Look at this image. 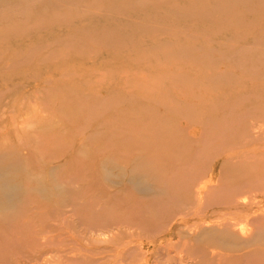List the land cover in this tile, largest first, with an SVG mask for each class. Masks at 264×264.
<instances>
[{"label":"rangeland","instance_id":"374dc122","mask_svg":"<svg viewBox=\"0 0 264 264\" xmlns=\"http://www.w3.org/2000/svg\"><path fill=\"white\" fill-rule=\"evenodd\" d=\"M0 154V264H264V0H0Z\"/></svg>","mask_w":264,"mask_h":264},{"label":"bare ground","instance_id":"6f19581e","mask_svg":"<svg viewBox=\"0 0 264 264\" xmlns=\"http://www.w3.org/2000/svg\"><path fill=\"white\" fill-rule=\"evenodd\" d=\"M114 153H115V152H114ZM109 154H110V153H109ZM0 155H1V154H0ZM131 155H132V154H131ZM0 157H4V156L2 155V156H0ZM109 158H110V157H109ZM105 160H106V159H105ZM108 160H109V159H108ZM19 161H20V160H19ZM101 161H102V160H101ZM141 161H142V160H141ZM3 162H4V161H3ZM3 162H2L1 164H3ZM13 162H15V160H14ZM17 163H18V161H17ZM103 163H104V161H103ZM106 163H108V162H106ZM139 163H140V162H139ZM1 164H0V194H3L5 197L12 198V197H10V195L13 194L14 192L18 191V190H17L18 188H17V185H16V184H12V183L9 182V180H8V181L6 180V178H7V177H6L7 173L4 172V169H5V168H4ZM3 165H4V164H3ZM10 165H12V164H9V166H10ZM13 165H14V163H13ZM16 165H17V164H16ZM21 165H22V164H21ZM105 166H106V164H105ZM14 167H15V166H14ZM19 167H21V166H19ZM20 169H22V168H20ZM25 169H26V168H25ZM25 169H24V170H25ZM55 169H56V168H55ZM55 169H54V171H55ZM5 170H7V168H6ZM16 170H17V168H16ZM52 171H53V170H52ZM8 172H9V171H8ZM14 172H15V171H14ZM104 172H106V171H104ZM110 172H111V170H110ZM10 173H11V172H10ZM54 173H55V172H54ZM107 173H109V171H108ZM8 175H9V174H8ZM103 175H105V174H103ZM111 175H113V174H111ZM9 176H11V175H9ZM41 176H42V175H41ZM44 176H45V175H44ZM50 176H51V175H49V177H50ZM109 176H110V174H109ZM109 176H106V178L109 177ZM14 177H15V176H14ZM38 177H39V176H38ZM51 177H52V176H51ZM53 178H56V177H53ZM11 179H12V178H11ZM14 179H15V178H14ZM50 179H51V178H50ZM56 179H57V178H56ZM59 179H60V178H59ZM54 181H55V180H54ZM54 181L52 180V182H54ZM139 181H140V180H139ZM25 183H26V182H25ZM141 184H142V183H141ZM62 186H64V185H62ZM135 186H137V185H135ZM148 186H149V185H148ZM68 187H69V186H68ZM45 188H46V187H45ZM60 188H61V187H60ZM60 188H59V189H60ZM62 188H63V187H62ZM66 188H67V187H66ZM66 188H65V189H66ZM69 188H70V187H69ZM76 188H77V187H76ZM143 188H144V187H143ZM147 188H149V187H147ZM147 188H146V189H147ZM39 189H40V188H39ZM149 189H150V188H149ZM149 189H148V191H149ZM151 189H152V188H151ZM151 189H150V190H151ZM202 189H203V188H202ZM30 190H31V189H30ZM32 190H33V189H32ZM42 190H43V189H42ZM69 190H70V189H69ZM69 190H68V191H69ZM76 190H77V189H76ZM73 191H74V190H73ZM73 191H72V193H73ZM143 191H144V190H143ZM197 191H199V190H197ZM33 192H34V191H33ZM39 192H40V191H39ZM43 192H44V191H43ZM78 192H79V191H78ZM67 193H68V192H67ZM69 193H70V192H69ZM199 193H200V192H199ZM21 194H22V193H21ZM24 194H25V192H24ZM27 194H28V193H27ZM62 194H63V192H62ZM73 194H74V193H73ZM85 196H86V195H85ZM56 197H58V196H56ZM56 197H55V198H56ZM86 197H87V196H86ZM22 198H24V197H22ZM88 198H89V197H88ZM52 199H53V197H52ZM61 199H63V198H61ZM73 199H74V198H73ZM79 199H80V198H79ZM24 200H25V199H24ZM66 200H67V199H66ZM76 200H78V199H76ZM76 200H75V202H76ZM92 200H93V199H92ZM10 201H11V199H10ZM72 201H73V200H72ZM8 202H9V201H8ZM30 202H31V201H30ZM59 202H60V201H59ZM69 202H70V201H69ZM83 202H84V201H83ZM9 203H10V202H9ZM12 203H13V202H12ZM62 203H63V200H62ZM26 204H27V203H26ZM30 204H31V203H30ZM45 204H46V203H45ZM45 204H44V205H45ZM75 204H76V203H75ZM94 204H96V203H94ZM13 205H15V203H14ZM64 205H65V204H64ZM233 205H234V204H233ZM236 205H237V204H236ZM7 206H8V205H7ZM16 206H18V205H16ZM20 206H21V205H20ZM23 206H24V205H23ZM26 206H27V205H26ZM41 206H42V203H41ZM72 206L74 207L73 204H72ZM72 206H71L70 209H73ZM75 206L77 207V205H75ZM230 206H231V205H230ZM27 207H28V206H27ZM43 207H44V206H42L41 208H43ZM232 207H233V206H232ZM2 208H3V207H2ZM8 208H9V207H8ZM13 208H14V207H13ZM29 208H30V207H29ZM47 208L49 209L48 206H47ZM4 209H6V208L4 207ZM9 210H10V209H9ZM12 210H13V209H12ZM68 210H69V209H68ZM74 210H75V209H74ZM74 210H72V211H74ZM3 211H4V210H3ZM23 211H24V210H23ZM65 211H67V210H65ZM65 211L63 210V212H65ZM11 212H12V211H11ZM13 212H14V211H13ZM45 212H46V211H45ZM67 212H68V211H67ZM70 212H71V211H70ZM70 212H69V214H71ZM62 214H63V213H62ZM66 215L68 216V213H67V214L65 213L64 217H65ZM73 215H74V214H73ZM71 216H72V215H71ZM80 216H81V215H80ZM72 217H73V216H72ZM74 217H75V216H74ZM62 218H63V217L61 216L60 219H62ZM68 218H69V217H68ZM68 218H66V219H68ZM63 219H64V218H63ZM63 219H62V220H63ZM70 219H71V218H70ZM64 220H65V219H64ZM64 222H65V221H64ZM66 222H67V220H66ZM68 223L70 224V221H69V220H68V222L66 223V225H67ZM62 224H63V223H62ZM69 224H68V225H69ZM231 224H233V223H231ZM231 224H230V225H231ZM66 225H64V226H66ZM68 225H67V227H69ZM70 225H72V224H70ZM227 225H228V224H226V226H227ZM230 225H229V226H230ZM233 226H235V229H236V223H235V225H233ZM70 227H71V226H70ZM228 228H229V227H228ZM58 229H59V228H58ZM233 229H234V228H233ZM233 229H232V230H233ZM59 230H60V229H59ZM98 230H99V229H98ZM207 231H208V230H207ZM259 232H260V231H259ZM257 233H258V232H257ZM259 234L261 235V232H260ZM259 234H258V235H259ZM258 235H256V236H258ZM260 235H259L258 237H260ZM256 236H255V238H256ZM258 237H257V239L259 240L260 238H258ZM263 240H264V239H263Z\"/></svg>","mask_w":264,"mask_h":264}]
</instances>
